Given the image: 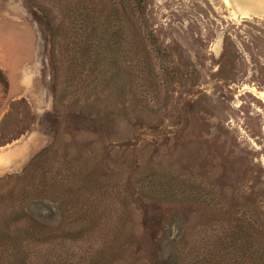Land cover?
<instances>
[{
    "label": "rangeland",
    "instance_id": "rangeland-1",
    "mask_svg": "<svg viewBox=\"0 0 264 264\" xmlns=\"http://www.w3.org/2000/svg\"><path fill=\"white\" fill-rule=\"evenodd\" d=\"M135 3L0 0V264H264L262 13Z\"/></svg>",
    "mask_w": 264,
    "mask_h": 264
},
{
    "label": "bare ground",
    "instance_id": "bare-ground-1",
    "mask_svg": "<svg viewBox=\"0 0 264 264\" xmlns=\"http://www.w3.org/2000/svg\"><path fill=\"white\" fill-rule=\"evenodd\" d=\"M223 2L225 6L233 8L234 12L240 16L239 18L259 12L262 14L258 16L264 19V0H223Z\"/></svg>",
    "mask_w": 264,
    "mask_h": 264
},
{
    "label": "trees",
    "instance_id": "trees-1",
    "mask_svg": "<svg viewBox=\"0 0 264 264\" xmlns=\"http://www.w3.org/2000/svg\"><path fill=\"white\" fill-rule=\"evenodd\" d=\"M135 6H136V10L141 13L143 11V5H142V0H136V3H135Z\"/></svg>",
    "mask_w": 264,
    "mask_h": 264
}]
</instances>
